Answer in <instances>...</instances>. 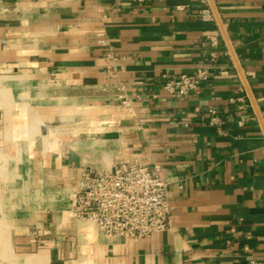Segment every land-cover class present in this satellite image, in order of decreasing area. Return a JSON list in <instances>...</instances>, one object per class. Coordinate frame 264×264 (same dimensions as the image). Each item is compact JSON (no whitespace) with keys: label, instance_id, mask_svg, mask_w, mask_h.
Masks as SVG:
<instances>
[{"label":"crops","instance_id":"obj_1","mask_svg":"<svg viewBox=\"0 0 264 264\" xmlns=\"http://www.w3.org/2000/svg\"><path fill=\"white\" fill-rule=\"evenodd\" d=\"M212 2L255 108L207 0H0V82L12 103L0 108V145L7 112H27L25 137L33 108L46 114L37 168L26 152L0 156V176L25 179L18 198L28 203L11 222L25 226L12 238L23 264H264V0ZM212 53L217 68L199 94L163 92V74L192 75ZM133 162L167 184L168 231L121 240L67 221L84 170ZM33 176L46 186L36 210Z\"/></svg>","mask_w":264,"mask_h":264},{"label":"built area","instance_id":"obj_2","mask_svg":"<svg viewBox=\"0 0 264 264\" xmlns=\"http://www.w3.org/2000/svg\"><path fill=\"white\" fill-rule=\"evenodd\" d=\"M202 18L212 20L209 13ZM212 44L216 46L214 40ZM215 60L216 55L212 53L209 63L198 67L192 75L163 74V92L175 100L199 94L217 68ZM230 102L239 103V109H244L243 98ZM207 120L211 126L219 123L215 111L207 114ZM171 212L168 186L159 169L136 162L101 174L84 170L74 181L67 210L70 221L84 222L106 238L121 240H147L168 231Z\"/></svg>","mask_w":264,"mask_h":264},{"label":"rangeland","instance_id":"obj_3","mask_svg":"<svg viewBox=\"0 0 264 264\" xmlns=\"http://www.w3.org/2000/svg\"><path fill=\"white\" fill-rule=\"evenodd\" d=\"M0 84L2 85L0 87V108L7 111L9 104H12L11 98L9 99V95L6 93L7 90L4 91L6 88L3 86V83L0 82ZM8 113L10 116L8 122L10 127L6 128L5 137L8 138L9 143L7 145H0V156H22V154L26 152V154L28 153L31 155L32 167L37 168L39 164V152H45L46 150L45 145L41 146L39 144L41 133L45 131L40 130L37 125L40 120H44L43 115L45 116L46 114H42L37 108H33L31 113V128L26 130V134L28 136L25 137L24 130L19 129L17 126L24 123L23 121L27 116V112L22 108H16V110L12 109L10 112H7L6 116H8ZM68 115H72V112H69ZM29 135L32 143L29 145L21 144V142L25 141V139H29ZM11 164H14V166L17 167V170L22 169L24 166V162L22 160L14 161ZM24 181L25 179L20 176H0V190L7 192L9 189L10 195L14 194V198H12L14 201L11 202V206L13 207L12 209L4 208V206H2L3 203L0 201V264L24 263V256L19 257L24 254L23 252H16V256L13 255L14 241L12 238L16 235H22L24 233L23 231L25 226L11 223L14 220V214L16 217L23 215L24 212L22 207L24 204L28 203L27 200L18 198L24 193ZM30 184V187L27 189L30 190V194H32V204L33 206H36V210L37 206L40 204V189L46 188V186L44 185V182H41L39 177L34 176L31 178ZM65 218L69 221L67 212L65 213ZM30 263L31 261H29V264Z\"/></svg>","mask_w":264,"mask_h":264},{"label":"water","instance_id":"obj_4","mask_svg":"<svg viewBox=\"0 0 264 264\" xmlns=\"http://www.w3.org/2000/svg\"><path fill=\"white\" fill-rule=\"evenodd\" d=\"M207 2H208V4H209V7H210V9H211V11H212V13H213V16H214V18H215L217 24H218V26H219V28H220V30H221V32H222V35H223V37H224V40H225V42H226V44H227V47H228V49H229V52H230V54H231V56H232V58H233V60H234L235 66H236L237 70L239 71V73H240V75H241V78H242V81H243L244 87H245V89H246V92H247V94H248V97H249V99H250V101H251L253 107L255 108V104H254V101H253V98H252L251 92H250V90H249V88H248V86H247V83H246V81H245V79H244V77H243V74H242V72H241L240 66H239V64H238V62H237V60H236V58H235V55H234L233 49L231 48V45H230V43H229V40H228V38H227V36H226L224 30H223L222 24H221V22H220V19H219V16H218V14H217V11H216V9H215V7H214V5H213V2H212V0H207Z\"/></svg>","mask_w":264,"mask_h":264}]
</instances>
